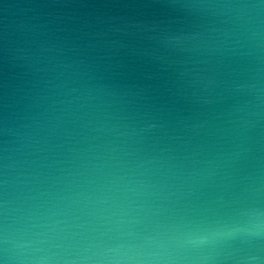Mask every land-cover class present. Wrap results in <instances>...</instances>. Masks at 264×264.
I'll list each match as a JSON object with an SVG mask.
<instances>
[{"label": "water", "instance_id": "95a60500", "mask_svg": "<svg viewBox=\"0 0 264 264\" xmlns=\"http://www.w3.org/2000/svg\"><path fill=\"white\" fill-rule=\"evenodd\" d=\"M113 204L172 264H264L225 235L264 210L260 0H0V235Z\"/></svg>", "mask_w": 264, "mask_h": 264}, {"label": "clouds", "instance_id": "9594fccd", "mask_svg": "<svg viewBox=\"0 0 264 264\" xmlns=\"http://www.w3.org/2000/svg\"><path fill=\"white\" fill-rule=\"evenodd\" d=\"M260 3L264 4V0ZM236 15L251 22L260 13L256 5H243L237 7ZM86 216L87 219L77 224L62 220L37 222L39 218L31 214L22 216L0 235V245L7 256L0 264H172L167 242L156 235H141L136 230L137 221L122 206L95 208ZM225 235L248 242L264 240V210H246L243 219ZM175 242L209 248L219 243L215 235L191 234L178 236ZM210 259L211 256L204 257V264ZM257 261L256 256H250L239 264Z\"/></svg>", "mask_w": 264, "mask_h": 264}]
</instances>
